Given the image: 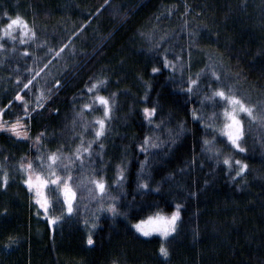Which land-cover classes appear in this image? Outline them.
Segmentation results:
<instances>
[{"label":"trees","instance_id":"1","mask_svg":"<svg viewBox=\"0 0 264 264\" xmlns=\"http://www.w3.org/2000/svg\"><path fill=\"white\" fill-rule=\"evenodd\" d=\"M5 12L22 15L31 32L24 43L19 32L0 38V121L22 117L30 138L0 129V177L8 174L0 264H264V0H0V26ZM217 77L253 106L256 119L241 116L245 152L211 127L222 106L203 100L212 95L204 83ZM190 78L201 88L188 93ZM97 81L100 91L89 92ZM97 95L115 100L98 141L93 123L103 107L83 108ZM145 107L156 108L153 118ZM214 135L219 162L203 145ZM89 142L93 176L104 178L107 204L123 214H101L89 233L80 213L50 225L19 165ZM229 154L248 165L235 179L223 164ZM73 164L72 176L80 171ZM142 168L151 191L138 189ZM177 204V230L162 256V240L140 237L132 224L157 210L170 215Z\"/></svg>","mask_w":264,"mask_h":264},{"label":"snow or ice","instance_id":"2","mask_svg":"<svg viewBox=\"0 0 264 264\" xmlns=\"http://www.w3.org/2000/svg\"><path fill=\"white\" fill-rule=\"evenodd\" d=\"M4 16L8 19L6 24L0 26V38L8 37L14 41L16 40V36H14L13 33L19 32L21 37V43H24V37L28 36V34L31 32V29L28 26V22L20 14L9 16V14L5 12ZM34 35L35 33H32V36ZM2 47H4V44L0 43V48ZM169 64L170 62L167 60V58H165L164 67H168ZM160 70L161 69L157 67H153L151 69L153 73H157ZM215 75V72H213V76ZM57 83L59 84V81H57ZM99 83L102 82L97 81L95 84H93L92 88L89 89V92L93 91V89L99 92L100 89H98L96 86ZM29 84H32L31 80H29L28 83L24 84V89H27L29 87ZM188 84V93H191L194 90L192 87L193 85L196 86V89L201 88V85L198 84L196 80H192L191 78L189 79ZM204 86L207 87L209 90H212V95L205 96L203 100L212 101L213 108H217L220 104H224V108L222 110L224 123L222 127L217 128L215 124V121L220 118L221 113H212L211 119L213 121V124L211 125V127L213 128V131H219L221 135L226 136L227 142L232 146L234 152L237 150L241 153L245 152L246 149L242 147V138L244 137V122L240 117L241 114H247L248 117L256 119L257 117L253 114V106L246 103L245 100L241 98V96L235 94L233 89L230 86L225 85L224 82L219 79V77H217L216 80L206 81L204 83ZM112 95L115 96V94ZM16 100L23 102L24 96H21L20 92H17ZM37 100H39V97H37ZM11 103L12 101H9V105ZM93 103L103 107V115L101 117H96V124L99 127L96 128L95 137L98 141L104 135L106 120L110 118L112 105L115 103V100L104 95H97L95 96ZM37 106L39 107L40 105L38 104ZM7 107L8 105L5 106V108ZM28 107L29 105L25 103V116L30 115ZM91 107H93V104L86 103L83 105V108L85 109ZM3 112L4 109L0 108V113ZM143 112L146 118L151 119L155 115L156 108L145 107L143 108ZM192 116L194 119L200 120L202 124L204 123V117L202 115L197 116L196 111L192 112ZM204 126L207 128L209 125L205 124ZM0 129L10 131L16 137L30 138L28 126L24 124L22 117H17V119L12 122L0 121ZM35 140L37 143H39L41 140V135H37L35 137ZM147 141L148 138L145 137V144H147ZM203 145L205 146L206 151L215 153L217 162H219L221 149L216 146L215 135L211 140L204 139ZM100 148L103 149L102 144L100 145ZM83 153H88L87 158L88 160H91L93 154L92 142H89L88 147H83L82 144L77 146L75 155L80 160L81 168L83 167L85 160ZM23 159L24 158L22 157V160ZM67 159L69 160V165L75 167V164H73L72 159L70 157H68ZM223 164L228 167V174L230 176H232V173L235 172V175L232 176L233 179H235L236 177H240L242 174L245 173V170L248 168L247 163H244L240 159H236L233 163L231 154L224 156ZM19 168L23 174L22 182L25 186H27L29 193L32 194V199L35 202L38 214L40 210H43L50 225L55 224L57 221L61 220L62 217L50 215V212L52 211V207H50V205L54 206L56 203H59L60 200L59 196L55 201L50 200L46 195V190L58 192L59 195H62V203L64 205L62 211H66L68 214L73 213L76 195L70 183L73 179V176L69 166L63 165L61 156L58 154V152H51L46 157L44 154L40 153L35 158L28 159L26 164L23 162L20 163ZM58 169L60 172H67L68 175H59L57 172ZM117 169L118 170L116 173V179L113 181V183H115L119 188L121 186V181L124 179V174L121 166L118 165ZM45 170H47V176L42 175ZM0 181H2V184H0V186H6L8 181V174L5 173L3 177H0ZM92 182L95 184L96 190L102 194L99 199L103 201L104 197L108 195L107 182L104 180L103 177H100L99 179L93 178ZM138 189H149L150 191L152 190L150 188V185L143 180L139 182ZM111 199L115 201L118 199V197L112 196ZM101 210L111 212L113 215L123 214L118 212L115 203L108 204L106 208L102 204ZM180 214L181 206L177 204L175 206V209L171 211L170 215H166L163 213V211L157 210L154 213L137 220L133 227L138 233L142 234L143 236H150L153 233H159L162 238L159 251L163 256H168V249L165 247L163 238H166L171 233L176 232L177 221L180 219ZM87 243L90 245L93 243V238L91 235L88 236Z\"/></svg>","mask_w":264,"mask_h":264},{"label":"rangeland","instance_id":"3","mask_svg":"<svg viewBox=\"0 0 264 264\" xmlns=\"http://www.w3.org/2000/svg\"><path fill=\"white\" fill-rule=\"evenodd\" d=\"M95 105L96 104H93V106H95ZM221 106H222V108L220 109L221 110L220 111L221 116L219 118L220 125H218V128L222 127V125L224 123V118H223V115H222V110L224 108V104H221ZM102 115H103V113L99 117H101ZM242 115L247 116V114H241V116ZM93 124L95 125L94 126L95 127L94 133H95L96 128L99 127L96 124V119L94 120ZM218 133L220 134L221 137H224L227 140L226 136L221 135V133L219 131H218ZM75 152H76V150H74L71 153V155H69V156L59 154L61 156V160H62L63 165L70 166L69 165V160L67 159L68 157H70L72 159V162L74 160H77L78 164L80 166V160L76 157ZM83 155L86 156L85 160H84L83 167L82 168L79 167L80 171L78 172L77 175L73 174V179L70 182L71 183V187L73 188V190H74V192L76 194L75 195V201H74V211L70 215L73 216V214H75V213H80L81 216H82V219L84 221L85 229H86L87 233H89L94 228V225L96 224V220H97L98 216H100L101 214L107 212V211H102L101 210V205L103 204L104 207L106 208L107 205H108L107 203H108L109 199L107 198V200H106L105 197H104L103 201L100 200L99 197L102 194L99 193L96 190L95 184L92 182L93 178H94V176H93V167H95V165H96V160L95 159L93 160L92 158H91V160H88V158H87L88 157V153H83ZM143 168L141 170V176H140L141 180H144V178L147 175V170H145ZM57 172H58V174L60 173L59 169L57 170ZM42 175L47 176V170H45L42 173ZM46 195L52 201L57 200L58 196H59V200H60V202L56 203L54 206L50 205V207H52V211L50 212V215H52V216H61L62 219L65 218V215H68V213L66 211H62V209L64 208V205L62 203V200H63L62 195H59L58 192H52V191H47V190H46ZM109 204H111V203H109ZM42 212H43V210L39 211L40 214ZM61 220L57 221L54 224V226H57L60 223ZM178 221H177V224H178ZM135 223L132 224V228L135 231V233L137 235H139L140 237H142V238L157 237V238H160L162 240V238L159 235V233H153L150 236H143L142 234L138 233L136 231V229L133 227V225ZM173 234L174 233H171L168 237L163 238V240L168 239Z\"/></svg>","mask_w":264,"mask_h":264}]
</instances>
